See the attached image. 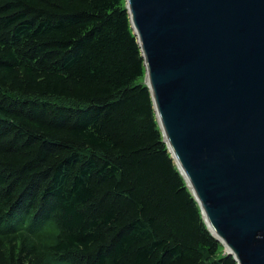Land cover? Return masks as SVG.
<instances>
[{"label": "trees", "instance_id": "obj_1", "mask_svg": "<svg viewBox=\"0 0 264 264\" xmlns=\"http://www.w3.org/2000/svg\"><path fill=\"white\" fill-rule=\"evenodd\" d=\"M145 74L126 0H0V264H238Z\"/></svg>", "mask_w": 264, "mask_h": 264}, {"label": "water", "instance_id": "obj_2", "mask_svg": "<svg viewBox=\"0 0 264 264\" xmlns=\"http://www.w3.org/2000/svg\"><path fill=\"white\" fill-rule=\"evenodd\" d=\"M164 141L213 235L264 264V0H126Z\"/></svg>", "mask_w": 264, "mask_h": 264}, {"label": "rangeland", "instance_id": "obj_3", "mask_svg": "<svg viewBox=\"0 0 264 264\" xmlns=\"http://www.w3.org/2000/svg\"><path fill=\"white\" fill-rule=\"evenodd\" d=\"M144 81H145V79H144Z\"/></svg>", "mask_w": 264, "mask_h": 264}]
</instances>
